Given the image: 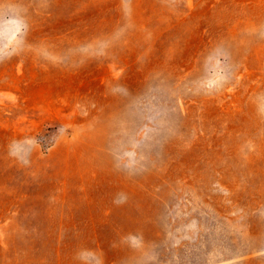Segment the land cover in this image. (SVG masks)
Here are the masks:
<instances>
[{
	"label": "rangeland",
	"instance_id": "1",
	"mask_svg": "<svg viewBox=\"0 0 264 264\" xmlns=\"http://www.w3.org/2000/svg\"><path fill=\"white\" fill-rule=\"evenodd\" d=\"M264 264V0H0V264Z\"/></svg>",
	"mask_w": 264,
	"mask_h": 264
},
{
	"label": "clouds",
	"instance_id": "2",
	"mask_svg": "<svg viewBox=\"0 0 264 264\" xmlns=\"http://www.w3.org/2000/svg\"><path fill=\"white\" fill-rule=\"evenodd\" d=\"M99 264H103V260H102V258L100 259Z\"/></svg>",
	"mask_w": 264,
	"mask_h": 264
}]
</instances>
